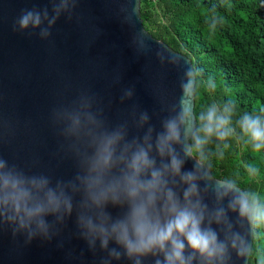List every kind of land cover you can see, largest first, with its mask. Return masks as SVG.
Returning a JSON list of instances; mask_svg holds the SVG:
<instances>
[{
  "label": "clouds",
  "instance_id": "1",
  "mask_svg": "<svg viewBox=\"0 0 264 264\" xmlns=\"http://www.w3.org/2000/svg\"><path fill=\"white\" fill-rule=\"evenodd\" d=\"M80 8L81 0H47L21 9L11 30L51 42L62 18L81 24ZM134 12L120 9L121 23H131ZM223 23L214 8L206 14L210 32ZM130 46L137 57L153 55L142 33L131 32ZM154 55L179 66V57ZM121 78L113 69L111 84ZM217 87L198 68H184L173 101L154 90L165 113L158 126L134 102V84L120 88L119 104L129 107L115 121L99 94L76 90L49 113L59 141L55 157L71 161L73 174L54 178L34 170L35 160L25 166L0 155V232L24 246L57 239L63 247L72 220L73 235L98 264H264V246L253 244L264 232V187H253L261 167L252 160L213 175L216 162L236 149L264 160V108L240 112L233 101L215 98ZM12 132L0 121V143Z\"/></svg>",
  "mask_w": 264,
  "mask_h": 264
},
{
  "label": "water",
  "instance_id": "2",
  "mask_svg": "<svg viewBox=\"0 0 264 264\" xmlns=\"http://www.w3.org/2000/svg\"><path fill=\"white\" fill-rule=\"evenodd\" d=\"M46 4L47 0H0V121L10 122L13 129L12 135L0 143V155L25 166H32L35 160L34 170L67 178L74 169L71 161L55 157L59 141L49 123L54 106L68 102L76 90L88 87L102 97L106 106L110 105L106 115L115 121L129 107L119 104L120 88L134 84V102L154 114L152 122L158 126L165 113L154 90L163 89L167 100L173 101L179 94L180 73L193 64L144 29L141 0H81V24L66 23L62 18L51 42L12 32V21L21 9ZM120 9L135 10L131 23H121ZM95 28L101 34L93 39ZM131 32L145 36L153 55L136 56L130 46ZM157 52L179 57V66L161 62L154 55ZM117 67L121 83L113 86L111 75ZM186 167L190 168L191 163ZM74 231L73 221L69 220L63 247H58L57 239L34 240L24 246L22 238L13 240L9 232H0V264H98V256L87 251Z\"/></svg>",
  "mask_w": 264,
  "mask_h": 264
},
{
  "label": "trees",
  "instance_id": "3",
  "mask_svg": "<svg viewBox=\"0 0 264 264\" xmlns=\"http://www.w3.org/2000/svg\"><path fill=\"white\" fill-rule=\"evenodd\" d=\"M213 8L224 23L210 32L205 17ZM140 16L154 39L187 56L203 78L216 80V99L233 101L240 112L264 108V0H141ZM252 160L264 173V160L236 149L216 162L213 175ZM253 187H264V175ZM253 244L264 246V232Z\"/></svg>",
  "mask_w": 264,
  "mask_h": 264
},
{
  "label": "built area",
  "instance_id": "4",
  "mask_svg": "<svg viewBox=\"0 0 264 264\" xmlns=\"http://www.w3.org/2000/svg\"><path fill=\"white\" fill-rule=\"evenodd\" d=\"M148 1H150V2H152V3H155V2H156V0H148Z\"/></svg>",
  "mask_w": 264,
  "mask_h": 264
}]
</instances>
